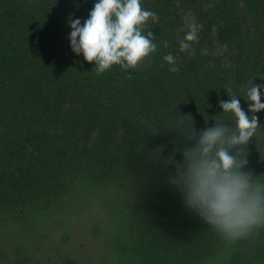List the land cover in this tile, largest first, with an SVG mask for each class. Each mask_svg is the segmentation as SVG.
Here are the masks:
<instances>
[{"label":"trees","instance_id":"1","mask_svg":"<svg viewBox=\"0 0 264 264\" xmlns=\"http://www.w3.org/2000/svg\"><path fill=\"white\" fill-rule=\"evenodd\" d=\"M95 2L0 0V264H264V229L229 245L170 184L192 130L235 127L220 101L264 125L246 96L264 85V0H141L156 52L101 75L68 39ZM240 148L264 182V128Z\"/></svg>","mask_w":264,"mask_h":264},{"label":"clouds","instance_id":"2","mask_svg":"<svg viewBox=\"0 0 264 264\" xmlns=\"http://www.w3.org/2000/svg\"><path fill=\"white\" fill-rule=\"evenodd\" d=\"M149 21L156 23L159 16L145 10L141 0H96L83 24L79 18L70 19L71 50L94 63L97 75L113 65L122 71L135 69L158 47L155 34L145 31ZM202 30V24H190L180 42V51L188 50ZM164 47H168L166 41ZM163 59L170 72L179 71L171 53ZM246 96L251 102L248 112L264 110L261 102L264 85L250 81ZM236 97L233 94L226 102H219L224 113L235 116V127L220 122L199 133L192 130L188 140L194 141V146L184 149L183 161L170 178V184L182 194L185 206L229 245L251 239L264 229V182L258 176L253 178L250 170H244L247 161L240 148L264 125L256 115L246 114ZM179 123L183 124V120Z\"/></svg>","mask_w":264,"mask_h":264}]
</instances>
